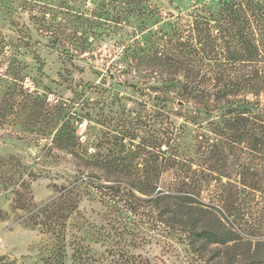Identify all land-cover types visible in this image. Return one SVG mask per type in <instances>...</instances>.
Here are the masks:
<instances>
[{"label":"trees","instance_id":"obj_1","mask_svg":"<svg viewBox=\"0 0 264 264\" xmlns=\"http://www.w3.org/2000/svg\"><path fill=\"white\" fill-rule=\"evenodd\" d=\"M147 1H103L83 11L65 0H20L35 29L72 60L94 52L97 41L113 33L121 50L119 59L104 67L107 76L143 96L157 93L163 109L177 105L180 116L179 109L193 107L184 120L198 123L192 143L186 125L177 127L162 113L169 125L158 135L147 130L142 135L134 123L115 152L82 155L81 141L66 132V121L26 85L27 65L4 42L0 45V132L12 117L25 130L56 132V146L108 174L131 179V187H92L75 178L38 203L32 183L40 175L18 156H0V191L13 194L12 210L24 213L19 222L51 240L45 264H65L69 256L73 264H103L106 255L115 264H153L129 251L140 236L137 215L185 234L192 248L196 243L201 249L230 243L251 248L253 239H259L257 247L264 244V0H209L187 14L162 19ZM127 28L132 32L124 35ZM127 73L133 81L121 79ZM91 187L107 189L111 201L99 197L107 207L105 224L93 233L96 225L87 223L83 235L85 223L74 225L85 218L80 204ZM100 240L104 251L92 244ZM257 251L242 264H264L256 259ZM0 264L14 262L0 256Z\"/></svg>","mask_w":264,"mask_h":264},{"label":"rangeland","instance_id":"obj_2","mask_svg":"<svg viewBox=\"0 0 264 264\" xmlns=\"http://www.w3.org/2000/svg\"><path fill=\"white\" fill-rule=\"evenodd\" d=\"M65 1L69 6L90 11L100 2L110 0ZM207 1L209 0H176L171 3L169 0H148L147 3L157 11V17L162 19L170 13L187 14L196 5L201 6ZM22 6L20 0H0V45L4 42L27 65L26 85L38 90L47 99L52 112L58 113L66 121V132L75 134L81 141L79 145L82 147L78 150L82 155L105 156L115 152L123 134L132 129L134 123L138 124L139 133L142 135L147 134L145 130L152 132V135H158L169 125L167 118H162V113L170 116V122L177 127L186 125L188 141L193 142L195 132L199 131L198 123L184 121L187 115H193V107L179 109L183 113L180 116L177 105H171L164 110L162 104L155 99L157 93H152V97L143 96L131 87L117 85L115 79L107 76L104 67L117 61L121 50L119 38L113 33L111 36L101 37L102 40L97 41L94 52L72 60L62 53L60 47L53 46L48 37L35 29ZM127 31L132 32L127 28L124 35ZM120 77L133 81L128 73L121 74ZM261 99L264 101V93ZM202 120L200 118L197 122ZM42 130H25L12 117V122L0 132V156H18L27 167L40 175L32 183L36 202L48 201L56 195V189L70 184L75 178L90 183L92 187L94 183L131 187L130 178L108 174L89 161L77 157L69 149L56 146L52 142L56 132L44 135ZM108 139L112 143L105 145L104 142ZM124 143L129 146L130 139L126 138ZM92 187L91 194H83L80 204L85 218L79 219L74 225L77 229L85 223L81 228L83 235L88 233L85 229L87 223L96 225L93 233H97L99 226L105 224L102 215L107 207L99 197L111 201L106 195L107 189ZM204 196L207 200V188ZM12 199L13 194L10 191H0V215L4 217L0 218V256H5L7 261H13L14 264H45V259L50 254V238L19 222V217L24 213L12 210ZM221 219L226 223L225 218ZM146 221V216H142V219L140 215L136 216L135 228L139 229L140 236L137 238L136 248L130 246L129 251L142 258H149L153 264H242L252 261L250 255L255 248L258 249L256 259L264 260V244L258 247L255 245L259 239H253L251 248L246 244L232 246L231 243L228 247L214 244L204 249L200 248V243H196L192 248L185 234L167 228L156 222L155 218L149 223ZM261 239L264 240V236ZM92 244L101 251L106 249L102 240L98 244ZM105 258L103 264H115L112 256L106 255ZM65 264H73L70 256Z\"/></svg>","mask_w":264,"mask_h":264}]
</instances>
